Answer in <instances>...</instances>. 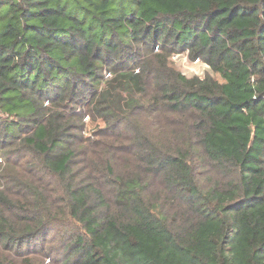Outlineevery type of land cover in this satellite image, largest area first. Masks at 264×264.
<instances>
[{
	"label": "trees",
	"instance_id": "trees-1",
	"mask_svg": "<svg viewBox=\"0 0 264 264\" xmlns=\"http://www.w3.org/2000/svg\"><path fill=\"white\" fill-rule=\"evenodd\" d=\"M0 264H264V0H0Z\"/></svg>",
	"mask_w": 264,
	"mask_h": 264
},
{
	"label": "rangeland",
	"instance_id": "rangeland-1",
	"mask_svg": "<svg viewBox=\"0 0 264 264\" xmlns=\"http://www.w3.org/2000/svg\"><path fill=\"white\" fill-rule=\"evenodd\" d=\"M171 61L175 67L186 77H204L206 73H210V69L205 67L204 62L195 63L191 60L186 53H175L171 57ZM204 63V64H203ZM87 121V119H86ZM92 127L89 126L88 132L90 133Z\"/></svg>",
	"mask_w": 264,
	"mask_h": 264
},
{
	"label": "built area",
	"instance_id": "built-area-1",
	"mask_svg": "<svg viewBox=\"0 0 264 264\" xmlns=\"http://www.w3.org/2000/svg\"><path fill=\"white\" fill-rule=\"evenodd\" d=\"M199 62H201V60H199V59H196V60H195V63H199ZM201 63H202V62H201ZM203 64H204V63H203ZM204 66H205L206 68H207V67L209 68V66L206 65V64H205Z\"/></svg>",
	"mask_w": 264,
	"mask_h": 264
}]
</instances>
